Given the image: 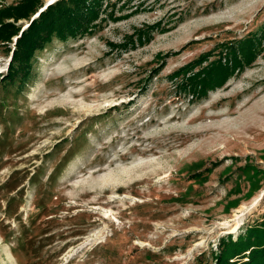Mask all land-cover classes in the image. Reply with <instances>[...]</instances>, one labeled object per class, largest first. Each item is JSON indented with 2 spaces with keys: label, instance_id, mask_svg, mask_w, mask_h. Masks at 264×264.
I'll list each match as a JSON object with an SVG mask.
<instances>
[{
  "label": "rangeland",
  "instance_id": "1",
  "mask_svg": "<svg viewBox=\"0 0 264 264\" xmlns=\"http://www.w3.org/2000/svg\"><path fill=\"white\" fill-rule=\"evenodd\" d=\"M107 9L127 18L55 38L24 82L6 76L17 37L0 44V264H216L264 220V0ZM250 39L255 59L208 96L171 78Z\"/></svg>",
  "mask_w": 264,
  "mask_h": 264
},
{
  "label": "trees",
  "instance_id": "2",
  "mask_svg": "<svg viewBox=\"0 0 264 264\" xmlns=\"http://www.w3.org/2000/svg\"><path fill=\"white\" fill-rule=\"evenodd\" d=\"M108 1L56 0L40 11L44 0H21L15 5L1 8L0 44L6 45L10 52L17 37L6 76L12 80L21 77L24 82L31 74L36 53L55 38L66 41L82 37L96 32L108 18H127V15L118 17L113 10H108ZM37 12H40L39 16L33 19ZM25 19H29L30 24L23 29L20 21ZM158 26L154 24L140 31L137 40L141 44L148 42ZM160 30L166 32V28ZM242 44L240 50L232 47L230 53L225 54L226 61L220 57L198 69L210 58L204 54L172 73L171 78L180 79L183 90L193 98L208 96L211 90L223 87L255 59V41L244 40ZM216 264H264V220L252 225L237 240L231 235L223 238L221 249L216 254Z\"/></svg>",
  "mask_w": 264,
  "mask_h": 264
},
{
  "label": "bare ground",
  "instance_id": "3",
  "mask_svg": "<svg viewBox=\"0 0 264 264\" xmlns=\"http://www.w3.org/2000/svg\"><path fill=\"white\" fill-rule=\"evenodd\" d=\"M50 1L53 2L54 0H49L48 3H49ZM118 188H121V186H118ZM260 198H261V196L256 200V202H257ZM256 202H255V203H256ZM246 209H247V207L244 206L242 209H239V212L245 211ZM241 215H242V214H241Z\"/></svg>",
  "mask_w": 264,
  "mask_h": 264
},
{
  "label": "water",
  "instance_id": "4",
  "mask_svg": "<svg viewBox=\"0 0 264 264\" xmlns=\"http://www.w3.org/2000/svg\"><path fill=\"white\" fill-rule=\"evenodd\" d=\"M55 1V0H54ZM50 3H52V2H50Z\"/></svg>",
  "mask_w": 264,
  "mask_h": 264
}]
</instances>
